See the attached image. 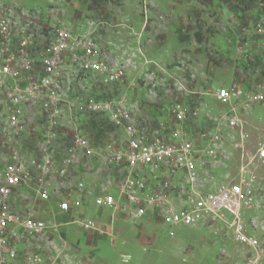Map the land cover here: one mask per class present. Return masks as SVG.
<instances>
[{
	"label": "rangeland",
	"instance_id": "374dc122",
	"mask_svg": "<svg viewBox=\"0 0 264 264\" xmlns=\"http://www.w3.org/2000/svg\"><path fill=\"white\" fill-rule=\"evenodd\" d=\"M99 1L102 7L91 10L92 0H0V14H13L15 21H22L24 13L30 27L39 32L40 41L45 36L53 37L57 29L90 31L102 56L115 66L125 67L124 80L111 83L72 70L62 87L63 139L56 151L79 158L75 179L81 176L96 191H102L107 187L112 190L118 175L103 154L106 143L122 138L123 130L114 128L100 115L77 113L72 105L75 95L94 92L104 99L125 100L140 120L168 129L180 128L198 143L203 192L228 185L242 164V155L245 160L254 155L258 140L264 139V103L242 99L235 103L245 133L244 147L238 149L234 144L241 140V129L228 125L230 106L216 98V90L234 82L251 90L264 84V41L252 32L254 24L264 18L260 6L244 13L229 0ZM239 50L245 52L240 54ZM4 104L0 93V125L6 120ZM176 104L195 107L199 115L183 124L176 123L167 114ZM29 110L25 132L15 137L19 138L16 150L24 159L36 149L32 143L38 141L37 122L45 120L36 109ZM96 122L101 125L98 130ZM77 129L85 130L92 138L96 146L91 152L64 150V138H70ZM210 131L220 134L218 144L208 141ZM8 138L0 134V165L10 159L5 143ZM259 172L264 176V168ZM179 175H168L173 178L168 187L171 194L180 193ZM262 185L264 190V180ZM91 198L86 197L69 218L58 213L53 198L42 202L44 205L37 198L38 208L54 221L55 229L47 238H35L31 245L46 253L48 264L248 262L245 246L236 242L224 223L171 227L147 216L135 221L123 208L98 209ZM245 216L254 234L264 239V202L247 208ZM86 219L93 228L80 225Z\"/></svg>",
	"mask_w": 264,
	"mask_h": 264
},
{
	"label": "built area",
	"instance_id": "2783aa9c",
	"mask_svg": "<svg viewBox=\"0 0 264 264\" xmlns=\"http://www.w3.org/2000/svg\"><path fill=\"white\" fill-rule=\"evenodd\" d=\"M252 32L264 41V18L254 24ZM39 37L24 13L22 21H15L13 14H0V93L6 112L0 134L10 137L5 141L10 159L0 165V264H48L46 253L31 243L35 238H47L55 229L54 221L38 208L37 198L45 203L50 197L57 202L58 211L68 217L86 197H92V204L98 209L123 208L135 221L147 216L171 227L221 222L236 242L245 246L249 253L247 264H264V239L254 234L245 216L247 208L264 202V176L259 172L264 168V139L258 140L254 155L246 160L242 155V164L228 185L203 192L198 143L187 133L184 135L183 130L174 126L168 129L140 120L125 100L104 99L94 92L80 93L72 104L77 113L100 115L114 128L123 130L122 138H115L104 147L106 163L118 172L113 189L96 191L81 176L75 179L79 158L56 151L63 139L62 87L72 70L111 83L124 80L125 67L115 66L102 56L90 31L57 29L53 37L45 36V41ZM244 52L239 50L240 54ZM216 98L230 106L227 123L241 129V140L234 146L243 148V119L235 103L241 99L246 103H264V84L251 90L234 82L218 88ZM30 108L40 112L45 120L37 122L38 141L32 143L36 149L30 158L24 159L16 150L19 138L15 137L25 132ZM168 110L171 120L179 124L199 115L197 108L182 104ZM208 136L211 143L221 141L218 133L210 131ZM64 140V150L88 153L96 146L83 129ZM171 173H180L179 195L168 190L173 180L168 177ZM80 225L85 229L94 227L88 219Z\"/></svg>",
	"mask_w": 264,
	"mask_h": 264
},
{
	"label": "trees",
	"instance_id": "16d2710c",
	"mask_svg": "<svg viewBox=\"0 0 264 264\" xmlns=\"http://www.w3.org/2000/svg\"><path fill=\"white\" fill-rule=\"evenodd\" d=\"M229 1L236 2L240 10L244 13L250 11L256 5L260 6L261 11L264 14V0H229ZM101 7L102 5L99 0H92L91 4L89 5V8L91 10H97V9H100ZM95 126L97 127L96 128L97 130L100 129L101 127L99 122H96Z\"/></svg>",
	"mask_w": 264,
	"mask_h": 264
},
{
	"label": "crops",
	"instance_id": "0c3cea01",
	"mask_svg": "<svg viewBox=\"0 0 264 264\" xmlns=\"http://www.w3.org/2000/svg\"><path fill=\"white\" fill-rule=\"evenodd\" d=\"M43 204V203H42ZM44 205V204H43ZM57 211H58V209H57ZM58 213L60 214V215H62V216H65L66 218H69L66 214H62V213H60V211H58Z\"/></svg>",
	"mask_w": 264,
	"mask_h": 264
}]
</instances>
